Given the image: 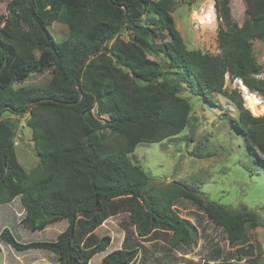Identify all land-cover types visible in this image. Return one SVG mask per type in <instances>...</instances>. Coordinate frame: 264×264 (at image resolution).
I'll return each mask as SVG.
<instances>
[{"label":"trees","instance_id":"trees-1","mask_svg":"<svg viewBox=\"0 0 264 264\" xmlns=\"http://www.w3.org/2000/svg\"><path fill=\"white\" fill-rule=\"evenodd\" d=\"M172 1L7 3V14H0V206L20 196L21 223L32 230L60 220L69 224L55 241L23 242L4 228L0 251L5 243L18 252H52L53 264H93L112 241L96 229L123 214L134 229L126 227L121 247L100 264H133L139 254L155 253L151 246L156 253L185 256L200 236L177 208L186 200L225 232L234 249L227 255L218 250L204 262L179 257L184 261L177 264H241L255 258L251 229L262 224L259 213L210 200L182 181L158 182L130 158L138 144L162 142L188 125L193 104L182 95L187 89L210 104L214 93L235 103L239 116L232 125L264 168V116L244 107L236 90H225L228 73L264 95V67L253 50L254 40L264 41V0H246L242 25L232 16L231 0H214L220 55L185 47ZM63 10L69 35L58 41L49 26ZM165 36L167 41L157 40ZM150 55L165 56L168 67ZM46 70L52 72L47 84L15 87ZM25 115L39 157L30 173L15 150V116Z\"/></svg>","mask_w":264,"mask_h":264},{"label":"rangeland","instance_id":"rangeland-1","mask_svg":"<svg viewBox=\"0 0 264 264\" xmlns=\"http://www.w3.org/2000/svg\"><path fill=\"white\" fill-rule=\"evenodd\" d=\"M9 1L0 0V14H7L6 5ZM246 6V0H231L232 16L239 25L245 20ZM171 13L188 50L200 49L211 55H220L221 50L217 40L219 20L214 0H173ZM147 20V17L143 18V22ZM49 31L58 41L69 35L65 10L49 26ZM119 35L124 39L130 37L127 32H121ZM157 40L167 41L168 38L165 36ZM253 50L256 61L264 67V41L254 40ZM150 57L168 67L165 56L150 55ZM51 74V70L32 73L22 84L14 85L15 87L45 85L49 82ZM225 80L226 91L236 90L242 96L244 107L255 116H264L261 115L262 112L254 114L250 110L251 100L245 98L239 78L228 75ZM182 95L188 97L193 104L188 125L177 136L162 142L138 144L136 150L130 154V158L140 164L158 182L182 181L204 193L203 196H207L210 200L232 207L245 205L259 213L262 224L251 229V243L256 249L255 258L252 256L253 260L245 259L240 263L264 264V168L254 162L246 149L242 134L232 125V119L239 116V111L235 103L221 93L211 95L214 104H210L202 96L193 95L187 89ZM4 116L14 115L7 113ZM15 117L18 119L15 138L16 155L24 169L30 173L38 165L39 157L34 149L32 130L26 123L28 115ZM177 208L183 217L197 226L200 234L198 244L185 256H181L179 252L172 255L163 254V251L156 253L157 247L151 246L155 253L147 257L139 254L133 264H177L179 260L184 261L179 257L204 262L216 255L218 250L223 255H227L234 249L225 232L196 205L190 201L179 200ZM22 215L23 205L20 196L11 203L2 205L0 233L4 228H9L13 235L23 242L55 241L69 224L67 220H60L43 230H32L21 223ZM130 224L129 217L120 214L110 217L96 229L97 234L109 235L112 241L106 250L93 257L91 261L93 264H100L105 255L121 247L126 235V227L134 229ZM202 227L205 229V234H201ZM158 241L163 242V240ZM144 243L149 247L150 242ZM1 247L0 264H30L35 257L41 259L45 255L54 254L41 249L18 252L5 243H2ZM43 261L42 264H51L47 259Z\"/></svg>","mask_w":264,"mask_h":264},{"label":"built area","instance_id":"built-area-1","mask_svg":"<svg viewBox=\"0 0 264 264\" xmlns=\"http://www.w3.org/2000/svg\"><path fill=\"white\" fill-rule=\"evenodd\" d=\"M201 21V20H200ZM229 74L227 73L226 76H228ZM242 82V81H241ZM244 95L245 98L247 99V97H251V101L254 102L255 106L257 107V109L262 112L261 115H264V95L258 93V92H253L251 90H249V88L245 87L244 88ZM263 106V107H262ZM254 114H257L256 111L254 109H250Z\"/></svg>","mask_w":264,"mask_h":264},{"label":"crops","instance_id":"crops-1","mask_svg":"<svg viewBox=\"0 0 264 264\" xmlns=\"http://www.w3.org/2000/svg\"><path fill=\"white\" fill-rule=\"evenodd\" d=\"M11 203V202H10ZM7 204H9V203H7ZM5 205V204H4ZM2 206V205H1ZM0 206V207H1ZM23 212H24V209H23ZM1 249H2V247H1ZM52 257V255H45V257H42L41 259L40 258H38V257H35L34 259H33V261L30 263V264H40L44 259H47V260H49V262H51V264H53V259L51 258ZM50 258V259H49ZM93 259V258H92ZM92 261V260H91ZM44 262V261H43ZM42 264V263H41Z\"/></svg>","mask_w":264,"mask_h":264},{"label":"bare ground","instance_id":"bare-ground-1","mask_svg":"<svg viewBox=\"0 0 264 264\" xmlns=\"http://www.w3.org/2000/svg\"><path fill=\"white\" fill-rule=\"evenodd\" d=\"M209 18H210V16H209ZM241 84H242L241 87H243V88L246 87L245 84H244L243 82H241ZM248 99L251 100V97H247V100H248ZM250 103H251V104H249V105H251L252 108L256 111V113L259 114L260 111L257 109V107L255 106L254 102H253V101H250ZM249 105H248V106H249ZM249 107H250V106H249Z\"/></svg>","mask_w":264,"mask_h":264},{"label":"clouds","instance_id":"clouds-1","mask_svg":"<svg viewBox=\"0 0 264 264\" xmlns=\"http://www.w3.org/2000/svg\"><path fill=\"white\" fill-rule=\"evenodd\" d=\"M227 75V74H226ZM240 79V78H239ZM241 80V79H240ZM242 81V80H241ZM243 82V81H242ZM246 86V85H245ZM247 87V86H246Z\"/></svg>","mask_w":264,"mask_h":264}]
</instances>
